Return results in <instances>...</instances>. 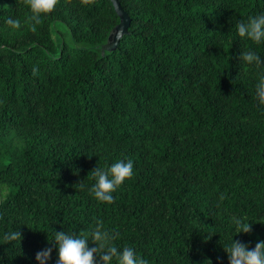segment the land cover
I'll use <instances>...</instances> for the list:
<instances>
[{"label": "trees", "instance_id": "trees-1", "mask_svg": "<svg viewBox=\"0 0 264 264\" xmlns=\"http://www.w3.org/2000/svg\"><path fill=\"white\" fill-rule=\"evenodd\" d=\"M120 1L129 32L103 52L112 0H56L38 22L29 0H0L2 264H39L45 246L55 264L54 230L98 221L149 264H229L232 236L264 239V104L239 57L264 43L236 30L264 0ZM117 158L134 174L99 201L91 170Z\"/></svg>", "mask_w": 264, "mask_h": 264}, {"label": "clouds", "instance_id": "clouds-1", "mask_svg": "<svg viewBox=\"0 0 264 264\" xmlns=\"http://www.w3.org/2000/svg\"><path fill=\"white\" fill-rule=\"evenodd\" d=\"M56 0H29L33 18L39 21L40 13L48 12L55 6ZM7 23L19 27L20 21L9 17ZM237 32L241 37H247L256 44L264 43V10L249 15L246 19L237 21ZM239 57L249 64L259 68L255 82V94L259 103L264 104V56L253 47H248L239 53ZM134 161L130 158H117L108 167L97 166L91 170L94 183L88 191L97 200L112 202L113 192L127 178L133 176ZM81 188L85 186L80 185ZM232 223L237 232H248L251 221L247 217L234 216ZM119 232L107 229L102 222H97L89 234H76L64 229L54 230L52 240L55 242L57 259L55 264H149L132 246H118L115 241ZM21 239V232L16 229L4 235L5 241ZM90 242H93L90 244ZM229 264H264V239L258 240L253 247L248 242L230 238L227 247ZM53 251L52 246H45L35 254L39 264H47ZM2 264V261H0Z\"/></svg>", "mask_w": 264, "mask_h": 264}, {"label": "water", "instance_id": "water-1", "mask_svg": "<svg viewBox=\"0 0 264 264\" xmlns=\"http://www.w3.org/2000/svg\"><path fill=\"white\" fill-rule=\"evenodd\" d=\"M112 2L120 17V21L110 30L107 39L99 45L103 52L116 49L123 36L129 32L128 30L131 24V16L122 6L121 1L112 0Z\"/></svg>", "mask_w": 264, "mask_h": 264}]
</instances>
